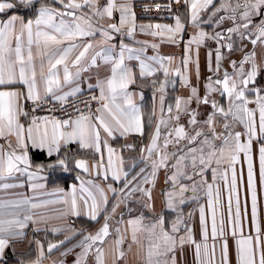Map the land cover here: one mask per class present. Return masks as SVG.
<instances>
[{
  "label": "snow or ice",
  "instance_id": "obj_1",
  "mask_svg": "<svg viewBox=\"0 0 264 264\" xmlns=\"http://www.w3.org/2000/svg\"><path fill=\"white\" fill-rule=\"evenodd\" d=\"M164 7L174 23L137 25L132 0H0V191L28 184L35 192L45 187L37 180L70 171L79 181L70 192L57 189L58 200L0 196V264H26L14 244L25 241L30 224L46 220L34 210L55 204L66 206L55 210L60 217L99 226L89 232L69 225L73 236L48 244L51 253L80 236L61 253L79 248L74 264H88L90 256L106 264L102 245L112 221L113 264L134 245L142 264H187L181 258L189 249L193 264H264V0H168ZM137 28L182 47L179 60L176 53L146 55V41L125 43ZM202 46L209 73L203 80ZM175 78L188 93L166 104ZM138 81L153 89L147 120L136 102L143 91L131 90ZM84 84L99 95L81 109L70 98ZM137 150L129 163L125 153ZM30 153L44 159L34 163ZM28 243L39 250L31 264H42L41 241Z\"/></svg>",
  "mask_w": 264,
  "mask_h": 264
},
{
  "label": "crops",
  "instance_id": "obj_2",
  "mask_svg": "<svg viewBox=\"0 0 264 264\" xmlns=\"http://www.w3.org/2000/svg\"><path fill=\"white\" fill-rule=\"evenodd\" d=\"M140 0H132V7L135 12V6ZM157 2H168V0H154ZM136 14V12H135ZM117 20H118V15H117ZM103 23H108V21H104ZM136 23L137 25L140 24H172L174 21H160V20H151V19H142L139 18L136 14ZM207 30V29H206ZM192 30L189 29V32ZM188 36H185V39H187ZM99 39V36L97 37ZM122 39L120 36H116L115 40L113 43H119V41ZM124 42L130 44L133 47H140L141 45L136 44L135 41H146L148 44L147 50H146V55H155L157 54V51L159 52L160 55H169L172 53H176L177 55V60H179V56L182 53V47L181 48H172L166 43H161L159 38H153L150 35L142 34L139 31V28H137V31L134 35L133 38H128V37H123ZM156 43L159 44V49L158 50H153L150 45ZM251 45H248V49H251ZM206 48L203 46L200 49V72H201V80L204 79L208 73L207 69V53ZM226 51V50H225ZM261 49H257V56L258 59L261 55ZM232 59L239 60L241 58V53L240 52H234L232 53L231 56ZM213 62H214V57H213ZM131 66L135 67V70L138 72V62L136 61H131L129 62ZM225 66L227 67V63H225ZM95 71V70H94ZM189 72L190 74H194L195 72V66L190 64L189 65ZM87 75V74H85ZM160 75V79H163L162 74ZM151 78H149L150 81ZM177 83L175 86V89H173L171 86L167 89V96H166V101L165 103H170L173 100V97L175 96H186L188 93V90L181 85L179 82V78H175ZM193 80L195 82V79L193 77ZM91 83H95V80L90 81ZM85 91L79 95L82 96L88 92L95 91L99 94L98 89H93V90H88L87 85H83ZM67 90V89H65ZM133 91L139 93L140 91H143L144 94V100L141 101L139 95L136 96V102L138 104L142 105L143 111H144V119L147 120L148 115L151 112L152 109V96H153V89L150 86H142L139 84V81L137 85H133L132 89ZM78 96V97H79ZM157 96V115H159V93H156ZM77 97L70 98L74 99ZM123 143V141H121ZM73 147H75L73 145ZM33 155V160L34 163H39L42 159H44L43 155L40 153H30ZM139 156V151L137 150L136 152H126L125 153V159L129 160V157H138ZM78 158L81 159H87L86 154H82ZM91 160H89V166H91ZM130 163V160H129ZM128 164L125 165L127 167ZM40 175H45V174H40ZM77 173L75 171H70L68 173H56L54 175H50L48 180H37L36 183H42L45 184V187L43 189H39L35 192L32 191L30 186L28 184H25L24 188H16V189H9L5 191H0V196H4L5 199H13L15 198V195L18 193H23L26 196H37L40 199H50V200H58L62 198V193L57 192V189H62L64 193L70 192L71 187L73 184H75L77 187H79V181L76 179ZM257 177H258V165H257ZM81 178L82 179H94V176H89L88 174L81 173ZM99 182V181H98ZM223 187V186H222ZM257 187L259 191V183L257 182ZM42 193H55L53 195H42ZM111 195V194H109ZM157 195H159V189L157 190ZM201 203H206V201H201ZM66 206L63 204H55V205H50L46 209H37L34 210L37 213V218L39 215H43L46 217V220L44 222H38L36 225H29V228L26 229L25 231L27 232V238L25 241L22 243H15L14 247L16 248V251L18 253L24 254V259L26 261V264H31V261L35 260L38 256V249L36 245L33 243L29 245L28 241L32 240L33 237H35L36 240L41 241V243L44 246V253H45V258L42 261V264H61V261H63V264H74L75 261V253L79 252L80 249H74L72 253L69 255L62 256L61 253L66 249V248H71L73 244L77 243L81 237L80 236H75L72 240L68 241L64 245H61L57 249H53L51 253H48L47 247L49 243H59V241L64 240L66 236H73L72 230L69 229V225L73 229H79L82 226L87 228V231L89 232H95V230L99 227L98 225L95 224H88L86 223L83 219H76L74 217L69 216L68 218H62L59 216V213L55 211L56 209H63ZM196 208V205L193 204L191 206V209L188 210H193ZM250 211V208H249ZM260 211H261V216L264 217V197L261 198V203H260ZM127 219V217H125ZM198 221V213L194 216V222ZM112 235H110L108 238H106L104 244L102 245L104 251H105V261L106 264H113V251H114V229L117 226L115 221H112ZM33 227H39L41 229H47V231H40V232H33L32 228ZM53 228H62L64 231L60 233H53L51 229ZM123 230V229H122ZM211 243V241H210ZM125 250L127 249V241L124 245ZM8 252V255L11 256V251L6 250ZM219 258L217 254V259ZM181 259H186L187 264H193V256H192V251L189 249L188 254L186 257H182ZM88 264H93V258L90 256ZM120 264H142V258L137 257L136 254V246H133V249L128 255L125 257L123 261L120 262ZM234 264V261H233Z\"/></svg>",
  "mask_w": 264,
  "mask_h": 264
},
{
  "label": "built area",
  "instance_id": "obj_3",
  "mask_svg": "<svg viewBox=\"0 0 264 264\" xmlns=\"http://www.w3.org/2000/svg\"><path fill=\"white\" fill-rule=\"evenodd\" d=\"M168 2H157L154 0H140L136 6H135V12L137 14V16L139 18L142 19H151V20H160V21H173L172 19L168 18L169 17V12L167 11V9L164 7ZM147 5V7L150 9L149 11H145V6ZM173 11L176 8V5L173 4L172 5ZM92 95H99L97 92L95 91H91L88 92L82 96H79L77 98L71 99L70 103H74L76 104L78 107H80L81 109L84 108V103L83 101H90V97ZM93 106L95 107V102H92ZM51 105H47L46 106V110L45 113H39V114H46L47 112V108H51ZM59 106L57 105V108ZM72 109L69 107L68 111H71ZM55 114L57 116H61L62 113L60 111L55 110Z\"/></svg>",
  "mask_w": 264,
  "mask_h": 264
}]
</instances>
